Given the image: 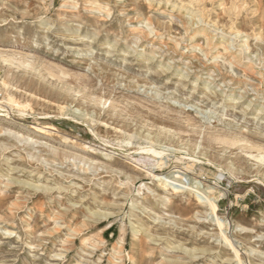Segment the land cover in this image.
Instances as JSON below:
<instances>
[{
    "label": "rangeland",
    "instance_id": "rangeland-1",
    "mask_svg": "<svg viewBox=\"0 0 264 264\" xmlns=\"http://www.w3.org/2000/svg\"><path fill=\"white\" fill-rule=\"evenodd\" d=\"M0 79V264H264V0H0Z\"/></svg>",
    "mask_w": 264,
    "mask_h": 264
},
{
    "label": "bare ground",
    "instance_id": "bare-ground-1",
    "mask_svg": "<svg viewBox=\"0 0 264 264\" xmlns=\"http://www.w3.org/2000/svg\"><path fill=\"white\" fill-rule=\"evenodd\" d=\"M224 49L227 48V45H225L223 47ZM7 61V60H6ZM5 63V62H4ZM1 80V79H0ZM1 82V81H0ZM4 82V81H3ZM2 82V83H3ZM4 85V83H3ZM8 97V96H7ZM9 100V98H8ZM0 116H2L0 114ZM38 128V127H37ZM36 128V129H37ZM39 131H42V133L46 134V135H50L49 133L51 132L48 129L45 128H38ZM131 137V136H130ZM129 138V137H128ZM238 142V140H236ZM145 144V143H144ZM146 146V145H145ZM156 148V147H155ZM159 149V148H158ZM140 151H143V149H139ZM161 151V149H159ZM148 153L153 154L154 156H160L161 153L156 152L155 150H153L151 147L148 148V150H146ZM165 151V150H164ZM153 156V157H154ZM256 157V156H255ZM149 158V157H148ZM253 158V157H252ZM254 159V158H253ZM154 160V159H153ZM263 161V158H261L259 156V162ZM164 163V162H163ZM162 163L158 162V165H161ZM157 165V164H156ZM164 165V164H162ZM145 167V166H144ZM155 166H152V168ZM159 168H161V166H158ZM147 168V167H145ZM150 172H152V169H149ZM174 173H178V172H174ZM179 174V173H178ZM155 180L163 185L164 187L166 186H172L174 188H180L182 190H188V192L192 195H194L198 201L205 205L209 211H210V216H213V222L215 223L214 225L219 226L220 228H223V223L221 222V220L217 217L216 215V208H217V200L221 197H225L226 194L222 193L221 191L217 192V195H213V191L214 188L213 187H207L204 188L203 186L199 185V183H187V180L183 179L180 177V175H172V176H168V177H164L162 175H156ZM144 187V186H142ZM176 190V189H174ZM139 194V193H138ZM167 201V200H166ZM168 202V201H167ZM210 217V218H211ZM225 224V223H224ZM238 228V227H237ZM236 228V229H237ZM226 246L230 249V251H232V255L235 258V261L237 262V264H243L240 257H238V249L234 246V245H230L229 243H226ZM234 261V260H233Z\"/></svg>",
    "mask_w": 264,
    "mask_h": 264
}]
</instances>
